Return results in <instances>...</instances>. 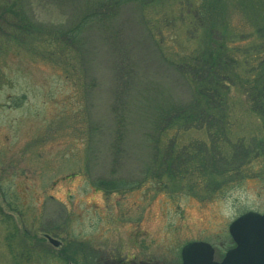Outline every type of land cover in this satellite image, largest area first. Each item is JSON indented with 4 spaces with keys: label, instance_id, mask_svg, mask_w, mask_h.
<instances>
[{
    "label": "rangeland",
    "instance_id": "rangeland-1",
    "mask_svg": "<svg viewBox=\"0 0 264 264\" xmlns=\"http://www.w3.org/2000/svg\"><path fill=\"white\" fill-rule=\"evenodd\" d=\"M164 5V12L178 10L175 0ZM216 10H232L241 32L249 34L253 20L257 23V16L250 20L242 12L250 6L238 0H224ZM28 11L70 25L88 10L77 15L68 3L61 7L43 0V6ZM140 19L129 4L109 25L110 33L87 30L76 70L38 54L34 45L5 44L7 25L0 27V264H97L101 254L102 262L114 254L137 253L134 237L141 235L147 236L149 257L160 258L196 239L211 243L219 258L234 245L230 223L248 210L264 212V171L258 164L252 169L255 177L219 193L205 190L202 182L186 191L164 175L168 183L151 177L155 145L148 141L155 136L143 137L140 128L134 129L122 152L120 143L112 149L118 109L124 101L129 105L131 93L190 97L188 82L168 59L196 52L197 40H188L184 24L168 17L164 24L173 25L175 37L158 44ZM124 86L128 93L118 99ZM231 95L238 101L230 137L259 133L260 121L239 92ZM175 131L162 135L163 147L207 139L204 130H180L174 137ZM97 180L122 186L106 191L95 185Z\"/></svg>",
    "mask_w": 264,
    "mask_h": 264
},
{
    "label": "trees",
    "instance_id": "trees-1",
    "mask_svg": "<svg viewBox=\"0 0 264 264\" xmlns=\"http://www.w3.org/2000/svg\"><path fill=\"white\" fill-rule=\"evenodd\" d=\"M55 1L61 7L65 3L72 5L78 10L77 15L80 10L88 11L69 25L65 19L54 23L30 14L28 10L43 6V0H0V27L7 25L5 44L13 41L23 47L34 45L40 49L38 54L76 70L82 59L84 33L92 27L110 33L109 25L117 20L120 9L129 4L139 10L142 25L158 44L174 36L173 25L169 28L171 23L164 24L168 17L184 24L188 40H197L196 52L168 59L188 82L190 97L160 98L162 91L152 94L134 91L129 95V105L120 101L124 103L123 109H118L112 149L120 143L118 149L122 152V145L134 129L140 128L143 137L155 136L148 141V145L151 141L155 145L148 168L151 177L159 184L168 183L163 180L164 175L178 187L186 186V191H193L202 182L205 190L219 193L238 180L255 177L254 164L264 171V11L261 12L264 0H238L240 5L250 6L251 10H242L250 20L257 16V23L253 20L252 25L255 28L249 34L239 31L234 24L232 10H216L224 0H175L178 10L172 12L163 11L166 0ZM225 4L226 1L222 7ZM258 4L261 9L257 8ZM232 91L239 92L247 110L260 121V132L250 138L249 135L230 137L238 101L232 97ZM127 93L124 86L118 92V99ZM139 122L141 126L136 125ZM189 129L204 130L207 139L177 149L172 144L162 146L163 134L176 130V137L180 130ZM221 142L224 143L219 145ZM95 185L106 191L122 186L105 180H97ZM193 195L200 197L196 191Z\"/></svg>",
    "mask_w": 264,
    "mask_h": 264
},
{
    "label": "water",
    "instance_id": "water-1",
    "mask_svg": "<svg viewBox=\"0 0 264 264\" xmlns=\"http://www.w3.org/2000/svg\"><path fill=\"white\" fill-rule=\"evenodd\" d=\"M235 246L222 260L214 257V247L205 241H191L183 248L185 264H264V212L249 210L229 225ZM55 245L58 240L48 236Z\"/></svg>",
    "mask_w": 264,
    "mask_h": 264
},
{
    "label": "flooded vegetation",
    "instance_id": "flooded-vegetation-1",
    "mask_svg": "<svg viewBox=\"0 0 264 264\" xmlns=\"http://www.w3.org/2000/svg\"><path fill=\"white\" fill-rule=\"evenodd\" d=\"M134 239H135V244H134L135 247L136 248L139 247V249H137V253L126 252L125 256H123L122 253H118L117 255L114 254L113 257H109L108 259L103 260L102 262H101V257L103 256L101 254V256L99 255L97 257L98 260L97 264H185L183 259L184 246L191 241H205V240H196V239L188 240L181 245L180 243L175 245L173 252L167 253L166 255L160 258H156V257L153 258V257H149L145 252L147 250H145L144 244L145 245L149 244L147 236H143V235L135 236ZM214 250H215V259L219 261L224 257L227 251L226 250L223 254L221 253L218 254L219 258L218 257L216 258V249L214 248Z\"/></svg>",
    "mask_w": 264,
    "mask_h": 264
}]
</instances>
